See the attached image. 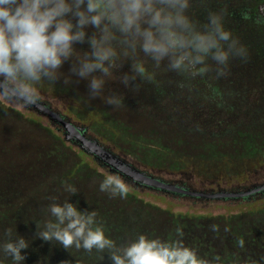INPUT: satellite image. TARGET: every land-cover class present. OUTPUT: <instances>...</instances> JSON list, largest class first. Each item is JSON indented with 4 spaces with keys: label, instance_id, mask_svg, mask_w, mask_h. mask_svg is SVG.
Listing matches in <instances>:
<instances>
[{
    "label": "rangeland",
    "instance_id": "1",
    "mask_svg": "<svg viewBox=\"0 0 264 264\" xmlns=\"http://www.w3.org/2000/svg\"><path fill=\"white\" fill-rule=\"evenodd\" d=\"M257 1L193 0L189 10L201 25L206 23L209 12H223L225 28L247 49V58L231 59L226 70V83L237 88L236 97H226L227 89L222 86L225 77L217 81L215 65L210 60V70L195 83L199 87L206 80L217 85L226 102L223 108L199 92L180 89L176 73L162 70H157L151 81L138 80L136 91L119 82H109L106 89L124 97V106L118 108L106 105L102 98L91 100L87 82L82 80L74 82L67 94L58 86L61 81L54 86L45 84L40 89L41 97L74 123L92 128L93 137L154 176L168 181L187 179L193 188L240 187L246 184L248 174H255L248 178L251 179L257 176L256 170H263L259 162L253 170L248 160L264 157V29H246L235 16V9L254 7ZM76 47L87 50L86 44ZM69 69L66 62L61 71L67 73ZM128 70L125 64L120 72ZM70 93L76 95L64 97ZM0 106L13 112L10 126L5 124L8 115L0 116V179L19 180L17 189L28 202L46 206L56 197L57 202L69 199L80 211L94 210L105 235L117 244L134 240L138 234L168 240L177 220L174 216L184 214L186 205H194L189 199L131 189L125 183L127 192L123 196L100 191V182L108 173L78 149L60 143L57 133L41 134L39 129L49 126L47 120L25 108L3 102ZM250 141L259 148H253ZM28 181L32 183L29 187ZM65 181L75 186V195L69 197L64 192ZM196 205H212L214 213H224L223 207L234 204L202 200ZM87 253L99 259L104 255L102 263H108L105 253Z\"/></svg>",
    "mask_w": 264,
    "mask_h": 264
},
{
    "label": "clouds",
    "instance_id": "2",
    "mask_svg": "<svg viewBox=\"0 0 264 264\" xmlns=\"http://www.w3.org/2000/svg\"><path fill=\"white\" fill-rule=\"evenodd\" d=\"M193 0H0V102L23 109L37 105L41 86L87 82V96L108 106H124L121 94L106 89L119 82L136 91L138 80L151 81L156 71L197 77L215 65L226 74L231 59L244 60L247 49L224 26L223 12H209L198 24L189 14ZM92 31L89 32L88 29ZM86 44L87 50L76 47ZM69 72L61 71L65 63ZM151 64V69L149 68ZM127 72H120L125 65ZM119 73V74H117ZM107 93V94H106ZM69 197L73 184L62 182ZM100 191L123 196L127 187L117 175L106 174ZM46 206L48 219L36 225V237L55 240L65 250L107 254L111 264H212L179 239L162 240L138 234L117 244L105 235L96 211H80L69 202ZM179 231V230H178ZM0 264H24L29 241L4 229ZM104 255L100 257L102 261ZM38 264H47L43 258Z\"/></svg>",
    "mask_w": 264,
    "mask_h": 264
},
{
    "label": "trees",
    "instance_id": "3",
    "mask_svg": "<svg viewBox=\"0 0 264 264\" xmlns=\"http://www.w3.org/2000/svg\"><path fill=\"white\" fill-rule=\"evenodd\" d=\"M58 86L62 87L61 90L64 94H67L68 89L71 87L64 86L62 81ZM74 95L76 94L70 93L64 97L70 99L73 98ZM77 99L83 101V97L81 96H78ZM38 105L47 108L51 113L57 114L63 121L70 123L74 127L82 128L84 130L85 139L97 142L104 150L123 161L133 170L151 179L158 180L161 183L169 184L166 182L168 180H163L154 176L152 173L139 169L123 155L115 153L111 148L107 147L101 143L99 139L90 134L92 128L77 122L74 123L75 121H71V119L66 117L63 111L55 110L49 101L42 98L38 101ZM25 109L28 112L34 113L39 118L47 120L50 127L39 129L41 134L46 133L47 135H51L57 133L58 135H56L59 136L60 139L58 138V141L60 143L78 149L81 154L89 157L98 167L108 174L119 176L123 183L131 189L138 190L141 188L155 193L170 194L177 196L179 200L189 199L190 203H194V205H186L187 210L184 214L180 213L174 216L177 220L168 236L169 241L176 239L181 240L185 246L194 249L198 256L212 261V264H264V157H255L257 159L254 161L252 159L248 160L250 161L249 163L252 164L253 170H256V162H259L263 170H256L257 176L251 179L248 178L255 174H248L246 184L240 187L230 190L219 188L217 187L218 185L208 188L198 187L190 188V190H188L190 195H174V193H177L161 192L156 189L145 188L142 185H135L123 175L115 171H110L102 162L99 163L92 155L82 151L78 142L65 141L63 127L57 121L38 112L32 106L25 107ZM1 113L9 117V120L5 122L6 125L12 122L11 119H13V117L11 113L13 112L10 109L8 110L0 106V116ZM6 125L4 126L6 127ZM244 136L248 137L247 134H244ZM248 138L252 139L251 137ZM249 143H251L253 148H259L254 141H250ZM179 180L182 181L184 184H182L183 186H185V184L190 185L187 179H177L175 181ZM30 182L31 181H28V187L29 184L32 185ZM19 186V180L5 181L3 179L2 181L0 179V242L9 238L4 235V229L6 228H12V238H15L17 233V235L29 241V248L22 250V255L26 256L24 264H38V262L45 257L47 258V264H111L110 260H108V263H102L105 259L101 261L99 258L89 257L87 252L79 253L75 248L65 250L55 240L46 242L37 238L35 224L42 225L43 221L49 218L46 211L47 205H34L32 202H28L25 198V194L20 193L19 189H17ZM259 188L262 189L259 192H255ZM193 193L204 195V197H194L195 194L192 195ZM244 194L247 195L244 197H237V195ZM232 195H235L237 198H232ZM209 196H219V198L210 199L208 198ZM202 200L206 201V203L228 201L234 205H226L223 207L222 210H224V213H214L212 211V205H196V203ZM6 264H11L10 260H7Z\"/></svg>",
    "mask_w": 264,
    "mask_h": 264
},
{
    "label": "water",
    "instance_id": "4",
    "mask_svg": "<svg viewBox=\"0 0 264 264\" xmlns=\"http://www.w3.org/2000/svg\"><path fill=\"white\" fill-rule=\"evenodd\" d=\"M34 109L41 112L43 115L50 117V119L57 121L64 130V140L67 142L76 141L80 144V149L85 153L92 155L96 161L103 163L105 167H108L110 171H115L125 178L130 180L135 185H142L146 188L156 189L161 192H176L177 189L173 188L165 183H161L158 180L151 179L144 174L133 170L123 161L119 160L117 157L107 152L102 148L97 142L92 140H87L84 138V130L79 127H74L68 122L63 121L57 114L51 113L47 108L40 105H33ZM264 188V187H263ZM262 188L257 189L255 192H259ZM179 191V190H178ZM244 195H237V197H244ZM196 196V195H195ZM232 198H237L235 195ZM208 198H219V196H209Z\"/></svg>",
    "mask_w": 264,
    "mask_h": 264
},
{
    "label": "flooded vegetation",
    "instance_id": "5",
    "mask_svg": "<svg viewBox=\"0 0 264 264\" xmlns=\"http://www.w3.org/2000/svg\"><path fill=\"white\" fill-rule=\"evenodd\" d=\"M235 16H236V21L239 22L241 26H243L246 29L249 30H254L256 28L264 29V0H258L257 5L254 7H240L239 9H235ZM214 76L218 77L216 73H214ZM226 76L227 74L224 75L225 81L222 83L223 87L227 89L226 97L227 98H233L237 96V88L232 85L228 84L226 81ZM200 76L197 77H184L177 75L175 76L177 85L180 87V89L187 88L188 91L192 92H199L203 97L208 99L212 104L217 105L219 108H223L226 105V102L224 100V97L222 94L218 93L217 90V85L214 83H210L208 81H203L199 83V87L196 86V82L199 80ZM220 78L222 79L223 77H218L217 81H220ZM229 80H231L229 78ZM232 81V80H231ZM226 111H228L226 109ZM169 183L168 185L176 188L177 191L174 195H181V196H186L190 195L189 191L190 188H193L191 185L184 184L182 183L181 180L179 181H166ZM183 184V185H182ZM146 188V187H145ZM150 189V188H149ZM179 190V191H178ZM193 193L192 195H194ZM196 195V196H195ZM194 197L202 198L204 195L201 194H195Z\"/></svg>",
    "mask_w": 264,
    "mask_h": 264
}]
</instances>
